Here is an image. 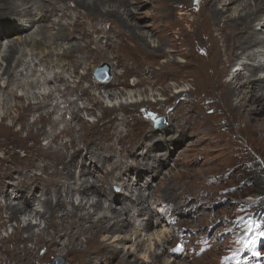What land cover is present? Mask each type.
I'll list each match as a JSON object with an SVG mask.
<instances>
[{"label": "bare ground", "instance_id": "1", "mask_svg": "<svg viewBox=\"0 0 264 264\" xmlns=\"http://www.w3.org/2000/svg\"><path fill=\"white\" fill-rule=\"evenodd\" d=\"M69 1L71 0H0V50L4 49L0 55V59L6 62L4 68L0 67V89L3 91V94L0 95L1 134H8L11 131L10 125L6 123L9 118L14 121H24L27 119L30 112L31 114L33 113V107L42 110V105L32 101L33 95L42 96L45 100H49L51 97L55 98V93H58L60 97L64 99V103H66V110L63 108L65 111L64 119L67 114L72 112V120L64 127L65 129L78 123L77 120L80 118V115L78 117V113L82 112L81 108L84 106L77 105L75 100L68 98L69 95H76L80 99L84 98L86 102L90 100L96 107L104 106V99L102 100L98 96L99 94L97 95L93 92L92 88L96 89L97 92L99 90L100 95L102 91L108 93L111 102L114 99H118L119 97H117V95H119V92L117 88L115 89L117 92H113L112 90L114 87H117L120 77L117 76L115 79L111 78L109 81L111 73L105 68L106 62L102 63L97 68H93L94 70L92 71H87L83 76H80V79L74 84H69V78L65 76V72H71L69 73L70 75L73 74L77 77L80 67L79 63H82L81 60H78L79 62L73 60V58L80 59V57L75 56V53L71 55L70 51L82 53L86 46V49L89 50L87 54L92 55L99 53V57L102 60L107 58L111 63L121 57L120 54L115 56L105 55L103 52L104 49L101 46V44H104L105 47H114L110 39L114 32V23L118 24L120 28L119 31H117L118 41L120 43H126L127 50L132 52L134 56L141 57L145 53L165 54L166 51L163 47L165 45L163 44L166 38L163 35H160V37L157 36L159 39L158 42H160L159 45L151 46L150 43H148L147 37L149 33L154 36L155 32H150L148 29L144 31V27L136 22L137 18L143 14L138 11V8L144 3L143 0H107V5L109 6L107 8L109 9H104L103 7L105 6L102 5L103 7H101L99 5L102 0H72L76 4L74 8L68 4ZM118 2L120 4H118ZM147 2L151 4V7L150 11L145 14L152 17V21L155 19L156 10L162 9L166 11V13L168 12L169 17L175 18L174 22L178 33L181 34V37L183 36L184 40L187 41L189 45H192L194 48L196 47L200 54L206 51V56L209 51L212 52L210 57L202 58L197 62L186 60L187 63L183 66L189 68L193 76L201 80L199 84L204 86L205 90L209 93H207L208 96L219 97L220 101H215L214 107L223 108L226 113L234 114L239 120H244L246 126L249 128L255 129L258 127V129L264 131V117L260 118L264 113V77L261 75L259 76V71H264V63H262L264 56L262 55L263 49L257 50V48H264V35L262 32L264 29V0H147ZM196 2L199 3L200 7L198 13L194 9ZM146 3L144 4L145 6ZM135 8L137 10H135ZM82 9L87 10L86 12L92 15V17L88 19L91 23V28L84 27L86 20H78L72 17L70 21L63 22L61 19L58 20L54 18L55 16L66 18L70 13H74L78 10L81 11ZM178 11L181 16L176 17ZM97 14L99 17L103 18L100 24L93 21L95 18L94 16ZM158 16L156 15V18ZM164 19L167 20L168 17ZM110 20L114 21L110 22ZM19 22L21 23L19 24ZM104 23H109L108 27L102 26ZM151 24H154V21ZM258 25L261 26L260 31L257 29ZM36 26H38L39 29L37 32L33 30ZM52 34L58 36L57 41L53 38ZM38 36L41 38L38 39ZM51 41L52 44H56L55 47H57V50H60L57 55L58 63L55 64L59 69L55 71L52 69L54 71L52 76L45 70L39 72V74L41 73V79L43 78L42 76H44V83H41V79L37 77L39 76V74H37L38 72L34 73V76L37 77L35 80H26L30 74L29 71L33 70L31 63L35 62L37 58L40 63L35 62V65L43 64L50 69L53 67V63L50 56L48 57L46 55L47 58H39L37 54L30 55L26 52L25 46L30 45L32 49H34L40 46V43L47 44ZM66 41L71 43V45L68 47L70 49L64 50L63 43ZM81 41L85 43L83 44ZM130 41L133 42L132 45L129 44ZM167 41H169V39ZM93 44L95 46L92 48ZM117 47L118 46H115V48ZM188 48L181 51L187 58L193 56L192 50H188ZM54 55L55 53L52 51L51 56ZM27 56H31L28 62H26L25 59ZM90 58H95L94 61H96V57L93 55ZM120 60L114 65V68L124 67V63H122V61L120 62ZM139 60L141 59L139 58ZM22 61H25V64H27L26 67L20 66ZM233 63L235 65H243L246 72H232ZM150 69H144L145 74L146 72H150L148 74L154 75L156 81H161L162 77H157V71L153 72V70L150 71ZM133 70L126 72L131 75L132 73L136 74L135 69ZM93 71L97 77L96 79L91 76ZM228 75L230 79L224 80ZM163 77L167 80L170 78L169 75H167V78L166 76ZM85 81L88 82L87 85H85ZM11 83L17 84L18 91H22L18 96H15L16 90L10 89ZM144 83L145 79H141L139 82L133 83L132 86L142 87ZM156 83L157 82H152L151 84L155 85ZM43 84H45V86L48 85V89L38 94L34 89L43 87ZM246 85L251 87L252 95L250 98L242 94ZM169 90V86L163 88L164 92H168ZM120 92H123V95H127L124 90ZM140 92L141 93H137L139 96L137 94L129 95L132 100L128 101L127 104L121 103L120 108L123 111H128L130 106L136 107L140 103L146 105L144 104L146 101H152V98L146 99V96H143L144 93H146L145 91L142 93L143 91L140 90ZM176 92H179V95H183L185 91L179 88ZM140 95L143 96L142 101H140ZM133 96H138V99H134ZM235 97H237L236 102L234 99ZM24 98L27 100L29 99L28 103H24ZM13 99H15L14 102ZM156 102L160 103L159 100ZM59 103L55 102L54 106H52L54 110L48 109V106L46 107V110L48 109L47 115H49L48 117H52L51 119L47 118L46 114L42 113L33 121V124L23 122L24 127L28 130L29 137L39 138L41 134H44L42 128L37 127V131H34V126L40 121H47L52 127L57 126L61 122L55 119L54 115H51L55 109L57 110L58 107L60 108ZM89 105L90 104L87 103L86 107H84L87 109ZM115 105L116 104H114V106ZM149 106V109H154L151 103ZM109 107L105 106L103 108L105 116L107 114L109 116V113L116 109V107L113 109ZM175 107H179V109H174L175 113L170 118V120L173 119L172 125L170 124L161 131V133L163 132V134H166L163 140L157 130L150 125H147L143 130L136 132L134 135H132L130 131L134 125L130 126L127 133L123 130L120 132L113 131L104 133L102 129L101 132L103 133L96 132L95 138H91V134H93L95 129L97 130L99 126L91 125V129L88 131L84 130L86 127H84V129L80 128V132L83 135L80 142H85L84 144H77L76 140L72 139L71 141L64 140V143L60 144L62 150L46 148L47 150L43 152L44 154L42 156L46 155L50 157L55 166L60 163V167L62 168V170L57 168L58 172L55 173V179L51 178L52 176L47 177L48 174L44 172L48 170L49 165L45 164V158L43 157H41L42 165H38V158L33 162H30L27 155L23 158L24 160L27 158L29 161V163L26 161L28 166L24 167L25 176L15 174L13 169L9 166H0V197L4 198V203L6 200L11 202L0 210V214L4 210V213L7 214L11 212L12 215L10 216L12 218L19 219L17 220L18 224L15 225V229L13 230V232L16 230L14 233L9 232V234L0 237V248L2 251L7 253L14 263L31 264L34 258L44 260L51 254H56V252L59 253V249L56 248L58 238L65 244L64 250L66 255L80 251L77 246L83 243L76 237L80 229L89 233V239L87 240L89 245L87 250H89L96 241H101L98 238L104 228L108 230L109 234H112V236H110L111 239L114 237L113 242H107L106 238H102V241L97 245L100 250L95 252V256H93L94 250L87 255L89 259L82 257L77 264H106L104 261L101 263L97 262L95 259L93 261L92 256L102 260L106 258L107 263L111 261L116 263L121 250L118 244H127L129 242L133 244L129 247L128 252L126 251L124 254H129V258L127 259L126 256H124L125 259L121 262L122 264H179L176 260L164 261L162 263L158 262V254L156 255L154 250L149 249L147 243L145 244L146 241L140 238L141 231H145L149 233V236L155 235V237L152 238L154 241L152 245L154 247L166 245L169 242L170 246H168L164 252L175 255L174 257L176 259H181L176 257L175 251L177 248H186L187 238L191 231V223L188 219H178L180 213L184 214L180 210V207L189 208L185 214H188V212L196 213V208L199 211H201L202 208L199 205L198 207H191V205L196 204V201L202 196L204 187L200 183L191 181L192 184L188 185L184 181H179L173 185L175 181L170 182L168 180L169 182H161L163 186L158 185V188L155 190L148 182H145L146 184L142 183L145 176L149 174L153 179L158 180L160 176L162 177V174L165 173L166 168L169 167L168 165L173 161V159H170L171 152L168 154L169 156L167 158L163 159L159 150L162 148L164 149V147L168 149L170 143L175 145L184 143V138L188 136L189 130L193 127L198 128L201 126V122L199 125H196L194 119L190 117L188 111L185 112V110H183L182 106L178 104ZM28 108L31 110L26 112L25 110ZM189 108L191 107L189 106ZM180 113L183 114L180 115ZM82 118V121L79 120L81 123H83L85 119L84 117ZM162 119L166 121V118ZM98 129L101 130L100 128ZM16 132V135L19 134L18 130ZM261 134H264V132ZM254 135H256V133ZM54 139L55 138L52 140ZM156 139L158 141H156ZM259 139L261 140L262 137H259ZM50 141L51 139L48 143H51ZM89 141L91 142L90 144H88ZM71 147L75 148L74 153L71 154L69 158H66L64 156L66 149ZM129 159L132 161L129 162ZM88 160L90 163H87ZM10 163L11 161H6V164ZM176 164L177 167H175V170L180 168L178 167L180 166V161ZM35 169H38L40 173H32L29 177L33 179H43V181L48 182L43 186H38L36 184L30 186V184H28V187L34 189L33 191L37 188L39 191H42L43 199H40L39 195L32 190H28L25 186L19 185V183H25L28 174ZM169 173L173 175V170H170ZM134 175H136V179ZM220 175L221 174H215L205 179V184H207L208 181L209 185L207 190L214 188L215 182ZM30 181L32 182L31 179ZM38 183H40V181ZM114 186L121 187L130 194H120L114 190ZM45 187L48 189L45 190ZM148 189H151V197L145 194V190ZM91 192L98 194L101 198V202L99 201L100 199L90 202V205L96 207L98 211L92 214H82L78 218L80 220V228H77L72 222L69 223L70 217L76 215V210L81 211V209L89 203L87 199L90 198V194H93ZM76 194H79L81 197L77 204L73 200ZM110 198H112V202L120 206L109 204L108 213L99 214L103 199L109 200ZM85 199L87 203H84ZM15 200L18 201L14 203ZM36 200L40 201L38 206L44 207V211L33 207V203H35ZM162 201L168 204L167 209L166 207H162ZM67 203L72 204L73 207H77L72 214L66 212V209H62V207H66ZM153 205L157 207L158 211L162 212L154 211L152 208ZM133 208L137 210V216L142 217L147 215L148 217L142 227H136L134 224L135 217L131 215ZM164 213L165 215H163ZM10 216H6L5 220L7 223H0V227L5 226L4 228H6L8 226V223L11 221ZM156 216L159 220H155ZM166 217L168 218L169 224L175 223L178 228L172 233L157 231L154 234H150V232H154L153 229L163 224ZM43 218L46 219V225L50 228L58 229V227H68L65 231L73 230L71 233H66V236L69 237L68 243L71 245L64 240L62 234H57L56 232L50 234V236H52L50 239H45V234L49 233L46 227L39 233L38 239L34 238V234H29L25 238L21 236L23 229L31 231L34 227L40 226L41 222L39 223L38 220L41 221ZM111 220L114 221L111 222ZM90 221H92L94 225H92V223L90 224ZM101 224L107 226H100ZM17 225L23 226V229H21L20 226L17 227ZM127 232L128 235H122ZM20 241H31L33 242V246L28 248L24 243V245H20L19 243L18 246H15L13 249L8 247V243L14 242L16 244ZM40 243H44L48 248V254L45 256H40L37 253L36 245ZM138 248H145L144 252L149 251V257L151 256V259L148 255H142L133 262H130V256L134 255L132 252ZM19 250L26 251L28 254L26 260L21 259L16 254ZM177 251L181 252V250ZM181 253L183 261L187 252L184 250ZM57 255L60 256L61 253ZM136 255L138 256V254Z\"/></svg>", "mask_w": 264, "mask_h": 264}, {"label": "rangeland", "instance_id": "2", "mask_svg": "<svg viewBox=\"0 0 264 264\" xmlns=\"http://www.w3.org/2000/svg\"><path fill=\"white\" fill-rule=\"evenodd\" d=\"M143 2L144 3H142V5L138 8V11L143 13V14H141L140 17L137 18L136 22L141 24L144 27L143 28L144 31L148 29V30H150V32H152V31L155 32L154 36H152L151 33H149V36L147 37L148 43H150L151 46L159 45L160 42H158L159 39L157 38V36L160 37V35H163L166 38L164 41V44H163V45H165V46H163L165 51H166L165 54H160V53H153V54L149 53L148 54V53H145L141 57L136 56V55L134 56L132 54V52H129L127 50L126 45H125L126 43L124 44V43H120L118 41L117 31H119L120 28H119L118 24H115V23H114V27H113L114 32L112 31L113 34L110 38L111 44L114 47H112V46L111 47H109V46L105 47L104 44H101V46L104 49L103 52L107 56H113V55L115 56L117 54H120L121 57L118 60L113 59L114 62L111 63V62H109V60L107 58H104V60H102L99 57L100 54L96 53V54H92L94 57H96V61H94L95 58H90L92 55L87 54V52H89V50L86 49V46H85L84 50L82 51V53L79 52L80 54L77 52L70 51L71 55H73L72 53H75L74 54L75 56L80 57V59L73 58V60H77V62H79L78 60H81L82 63H79L80 67L78 69V76L77 77L74 76L73 74L70 75L69 73H71V72H65V76H67L69 78L68 79L69 84L76 83L80 79V76H83L87 71H92V70H94L93 68H97L99 65L106 62L109 64L110 69H111V77H110L109 81L111 80V78L115 79L117 76L120 77V81L117 84V87H114L112 90L113 92H117V91L119 92V95H117V97H119V98L114 99L111 102V100L109 99L108 93H106L105 91H102V94L100 95L99 90L97 92L96 89L92 88L93 92H95L97 95L99 94L98 96L102 100L104 99L103 100L104 106L102 105L101 107L100 106L96 107L93 105V103L90 100L86 102V99H84V98L80 99L76 95H69L68 98L71 100H75L77 102V105H80V106L84 105L85 107H86L87 103L90 105L87 106V109L83 106V108H81L82 112L78 113V117L80 115V118H79L80 121H82L81 120L82 117L85 118L84 122H83L84 124L81 123L79 120H77L78 121L77 124L65 129L64 127H66L70 123V121L72 120V116H71L72 112L69 113L70 115L67 114L68 116L66 115L65 116L66 118L64 119V114H65L64 110H66L65 109L66 103H64V99L61 98L58 93H55V98L51 97L49 100H45L44 97H42V96L33 95L34 96L33 99L31 98L32 101L38 102L40 105L43 106V108H42V110H40V109H37L36 107L32 106L33 107V113L31 114V112H30L27 119L24 121H22V120L14 121L11 118H9L6 121V123L10 125L11 131L8 134H1L0 133V166L1 167L9 166L13 169V172L15 174H20L21 176H25L24 167L28 166L27 163H29V161L27 160V158H25V160L23 158L27 155L28 159H30V162H33L34 160H36L38 158V162H37L38 165H42V162H41L42 158L41 157H43V158H45V162H46L45 164L49 165L48 170L44 171V172L46 174H48L47 177L52 176L51 178L55 179V175H56L55 173L58 172L57 168H59V170H62V168L60 167V163L56 164V166H55L53 163V160L50 157H48L46 155L42 156L44 154L43 152L45 150H47L48 148H53V149L55 148L56 150H62L60 144L61 143L63 144L64 140H70L71 141L72 139H74V140H76L77 144H81V143L84 144L85 142H80L82 140V137H83L82 133L80 132V128L84 129V127H86V129H84V130L88 131L91 129L92 126L99 125L98 128H100L101 130H99L98 128H97V130L95 128H93V129H95V131L93 134H91V138H95L96 132L97 133H103V132L105 133V132H113V131L120 132L121 130H123L125 133H127V130L130 129V126H132V125H134V127L130 131L132 132V135H134L136 132H140L141 130H143L147 125H150V126H153L157 130V132L161 135L162 140H163L165 138L166 134H163V132L161 133V131H162V129L169 126L170 124L172 125L173 119L170 120V118L175 113L174 109H176V110L179 109V107H175L179 104V106H182V108H183V110H185V112L188 111L190 117L192 119H194V122L196 123V125H199L201 122V126L198 128L193 127L191 130H189L188 136L184 138V143H180L178 145L170 143V145H168V149H165V147H164V149L162 148L161 150H159V152L161 153L160 155H162L163 159L167 158L169 156L168 154H170V152H171L170 159H173V161L168 165L169 167L166 168L165 173L162 174V177L160 176V178L158 180L153 179L152 176L149 174V175L145 176V178L142 180L143 181L142 183L146 184L145 182H148L150 185H152V188H154V190L158 188V185H162L163 182H169V181L170 182L175 181L173 183V185L178 183L179 181H184L188 185L192 184L191 181H194L195 183H200L204 187V189L202 190V196L196 201L197 203L192 204L191 207L194 208L195 206L198 207V205H199L202 208H201V211H199L196 208V213L188 212V214H185V212L188 211L189 208H186V207L183 208L182 206L180 207V210L184 214L180 213V215H178V219L179 220L188 219L189 222L191 223V231H190L189 237L187 238L186 248H184V249L183 248H177L175 251L176 257L181 258V259H176L174 257L175 255H172L171 253L164 252L166 250V248L168 246H170L169 242L166 245L154 247L152 245L154 242L152 238H154L155 235L149 236V233L145 232V231H141L140 238L142 240L146 241L145 244L147 243V247L149 249L154 250V253H156V255L158 254L157 260L160 263H162L164 261L176 260L179 264H219L220 259H221V254L224 251V246H225L226 242L225 243L219 242V243H215V244L213 243L214 245L210 249V243L206 240V238H205L206 234L205 233L207 231L206 229H207L208 225H211L212 223L216 222V219L219 216H222L225 214L230 215L232 213L231 212L232 208H231L229 203L228 204H219V205H216L214 208L212 206L214 203L215 204L220 203V201L226 202L227 200L230 199V197H232L230 190H229L230 187H235L240 182L248 183V181L252 180V179L254 180L255 183H257L259 181V179L254 178L255 173L250 174L249 177H246V178L243 177L244 175H246V173L249 171V169H247L242 164V160L246 161L245 158L251 156V155H247L245 152H246V147L253 145V146H251V148L253 149L254 153H253L251 159L248 161H251L253 158H255L256 159L255 161H257L258 157H259L258 162L262 163L264 166V134H261L264 131L258 129V127L255 129L249 128L248 126H246V122L244 120H241V119L239 120L238 117L235 116L234 114L226 113L223 110V108H215L214 107V102L220 101L219 97L217 98V97H213V96H208L209 93L207 92V90H205L203 85L199 84L201 80L198 79L197 77H194L193 73H191V70L189 68H187L186 66H183V65H186V63H187L186 60L197 62V61H200L202 58L210 57L212 55V52L209 51L208 55L206 56V54H207L206 51H203L202 54H200V52H198V49H196V47L194 48L192 45H189L187 43V41L184 40L183 36L181 37V34L178 33V30H177L175 22H174L175 18L169 17L168 16L169 13L168 12L166 13V11H164L162 9L155 11V19L153 20L154 24H151L153 22L152 21L153 18L145 14L146 12L150 11V7H151L150 5L151 4H149V2H147V0L146 1L143 0ZM145 3H146V6L144 5ZM68 4L71 5L73 8H74V5H76L75 2L72 0L69 1ZM118 4H120V3L118 2ZM99 5L101 7L105 6V7H103L104 9L109 7L107 5V0H102ZM156 6L158 7L157 4H156ZM111 8H113V7H111ZM107 9H109V8H107ZM194 9L197 13L199 12L200 7H199L198 2L195 3ZM135 10H137V9L135 8ZM161 10H162V13H161ZM86 11L87 10L82 9L81 11L78 10V11H75L74 13H70V15L66 16V18L61 17V16H57V17L55 16L54 18H56L58 20L61 19L63 22L70 21L72 17L74 19H78V20H84V21L86 20L84 27L85 28H89V27L91 28L92 26H91V23L88 19L90 17H92V15H90ZM156 15L157 16L159 15V16L156 18ZM179 16H181V14L178 11V13H176V17H179ZM94 17L95 18L93 21L100 24L101 19H103V18L99 17L98 14L95 15ZM165 17H168L169 20L168 19L165 20L164 19ZM111 21H114V20H110V22ZM20 23L21 22H19V24ZM108 25H109V23L102 24V26H104V27H108ZM147 25H149V26H147ZM257 29L260 31L261 26L258 25ZM33 30H35L37 32L39 30L38 26L34 27ZM169 31H171V32H169ZM262 32L264 35V29L262 30ZM34 35H36V34H34ZM52 36L56 41L58 40V36H56L54 34H52ZM170 37H172V38H170ZM40 38L41 37L38 36V39H40ZM168 39H169V41H167ZM81 42L83 44L85 43L84 41H81ZM129 44L132 45L133 42L130 41ZM195 44H196V42H195ZM63 45H64V50H66V49H70L68 47L71 45V43H68L66 41L63 43ZM55 46H56V44L55 45L52 44V41L50 43H47V44H41L40 43V46H38L34 49H32V47L30 45L25 46L26 52H28L30 55L31 54H34V55L37 54V55H39V58H47V56L48 57L50 56L52 63H53V67L55 68L54 69L52 67V68L48 69V67L46 65L44 66L43 64L35 65V62L40 63L39 59L37 58L35 60V62L31 63L33 66V70L29 71L30 74L27 77L28 79L26 78V80L32 81V80H35L37 77L39 79H41L40 78L41 73L39 74V72H43L44 70L47 71L50 74V76H52L54 74V71L59 69L57 67V65H55V64L58 63V60H57L58 56L57 55L59 53L58 51H60V50H57V47H55ZM94 46L95 45L93 44L92 48ZM115 46H118V47L115 48ZM186 48H188V50H190V49L192 50L193 56L187 58L181 53V51L185 50ZM261 49H263L262 55L264 56V48H257V50H261ZM3 50L4 49L0 50V55H1ZM52 51H54V53H55L54 56H51ZM0 58H1V56H0ZM139 58L141 60H139ZM25 59H26V62H28L31 59V56H27V58H25ZM119 60H120V62L122 61V63H124V67L114 68V65H116V63ZM166 60H167V62H166ZM177 61H179V62H177ZM251 62H253V61H251ZM22 63H21L22 65L20 64V66L26 67L27 64H25V61H22ZM262 63H264V58L262 59ZM0 65H1L0 67L4 68V66H6V62H3L0 59ZM170 65H171V67H170ZM234 65L235 64L233 63L232 72H246L243 65H240V64L235 65V66ZM167 66H169V67H167ZM113 68H114V70H113ZM133 69H135L137 75L133 74V73H132V75L127 74L126 71H132ZM144 69L145 70L150 69V71L153 70V72L157 71L156 75H157V77H159V76L162 77L161 81H156V78L154 75L148 74L150 72H148V73L146 72V74H145ZM35 72L36 73L38 72L37 74H39V76L35 77L34 76ZM259 72H260L259 76L261 75L262 77H264V71L262 70ZM115 73H116V76H115ZM167 75L170 76V78L168 80L164 79V77H163V76H166V78H167ZM91 76L94 79L97 78L96 75L94 74V71L91 73ZM42 77L43 78L40 80V82L44 83L45 82L44 76H42ZM21 78H22V76H21ZM141 79L142 80L145 79V83H144V85H142V87H139V86L133 87L132 86L133 83H137ZM227 79H230L229 75L224 78V80H227ZM152 82H157V83L155 85H153V84H151ZM87 83L88 82L85 81V85H87ZM16 85L17 84L11 83L10 89H13L14 91L16 90L15 96H18L19 93H21L22 91L21 90L18 91V89H17L18 87ZM167 86L170 87V90L168 92H164L163 88H165ZM116 88H117V91H115ZM179 88H181L185 91L183 93V95H179L178 94L179 92L178 93L176 92L177 90H179ZM244 88L245 89H244L242 94L246 95L247 98H250L252 95L251 87L246 85ZM47 89H48V85L45 86V84H43V87H41V88L38 87L34 90L38 94H41L40 92H45ZM121 90H124L127 93V95H123L124 93L120 92ZM140 90L143 91L142 93H144V91H145L147 94L144 93L143 96L144 97L146 96L145 97L146 99L152 98V101L151 102L146 101L144 103L146 105H143L142 103H140L136 107L130 106V108H128V111H123L120 108L121 103L127 104L128 101L132 100V98H130L129 95L141 93ZM131 92H132V94H131ZM1 94H3V91L0 89V95ZM263 94H264V92H263ZM58 96H59V98H58ZM138 96H136V97L133 96V98L138 99ZM143 96L140 95V101H142ZM236 98L237 97L234 98L235 102L237 101ZM26 100H27L26 98L23 99L24 103H28L29 99L27 101ZM157 100H159L160 103L156 102ZM14 101H15V99H13V102ZM55 102H58V103L60 102L59 103L60 108L58 107L57 110L55 109V111L51 115H54L55 119H57L58 121H61V122L57 126L52 127V125L49 122L40 121L37 125L34 126V131L36 132L37 131L36 129L42 128L44 130V134L43 135L41 134L39 136V138L29 137L28 130L24 127L23 122L33 124V121L36 118H38L42 113L47 115L48 109L54 110L53 109L54 107L52 108V106H54ZM150 103L154 106L153 110L149 109ZM32 104H35V103H32ZM114 104H116V105L114 106ZM47 106L49 108L46 110ZM105 106L106 107L111 106L109 108H112V109L114 107H116V109L113 110V112L109 113V116L107 114L106 115L107 117H106L104 114V109H103ZM189 106L191 108H189ZM161 107H163V108H161ZM63 108H64V110H63ZM92 108H94V109H92ZM30 110L31 109L28 108L25 111L28 112ZM93 110H95V111H93ZM182 114L183 113H180V115H182ZM203 114H204V116H203ZM48 116L49 115H47V118H49V119L52 118V117H48ZM164 116L166 117V123H164L160 126H157L158 118L159 117L164 118ZM262 117H264V113L260 118H262ZM63 119H64V121H63ZM120 125H121V127H120ZM102 129L104 130L103 132H101ZM17 130H18L19 134L16 135L15 133H17L16 132ZM223 130H225V131H223ZM255 133H256V135H254ZM177 135H178V133H177ZM75 136H76V138H75ZM250 136H251V140H250ZM259 137H262V139L260 140ZM53 138H55V139L52 140ZM50 139H51V141H50L51 143H48V141ZM156 141H158V140L156 139ZM90 143L91 142L89 141L88 144H90ZM240 145H244L245 147L241 148ZM39 148H42V149H39ZM74 150H75V148H73V147L67 148L64 156L66 158H69L71 156V154L74 153ZM259 154H261V156H259ZM1 155H3V156H1ZM53 157H55V156H53ZM7 160L11 161V163L6 164ZM26 161H27V163H26ZM131 161L132 160L129 159V162H131ZM179 161H180V166H178V167H180L181 169L179 168L180 170L179 169L175 170V167H177L176 163H178ZM87 163H90V161L88 160ZM20 164H21V166H20ZM172 166L174 169L172 168ZM170 170H173V175L169 173ZM184 170H187V171H184ZM255 170H260V168L256 167ZM32 173H40V171L38 169L33 170L26 177V182L25 183H19V185L25 186L26 188H28V190L33 191L34 189L28 187V184H30V186H33L35 184L38 186H43L45 183L48 182V181H43V179H39V178H35L36 179V181H35V179L29 177ZM215 174H221V175L217 179V181L215 182L214 188L207 190L209 185H208V181H207V184H205V179L208 177L214 176ZM77 177H78V173H77ZM134 177H135V179L137 178L136 175H134ZM30 179L32 180V182L30 181ZM135 179H134V181H135ZM39 181H40V183H38ZM15 183H16V181H15ZM113 188L116 192H118L120 194H123V193L128 194L129 193L128 191L123 190L121 187H118V186H114ZM237 188H240L243 191L249 190V189H254V187H250V186L244 185V184H240ZM47 189L48 188L45 187V190H47ZM33 192L36 193L37 195H39L40 199H43L42 191H39L38 188L35 189V191H33ZM91 193H93V192H91ZM232 193H235V189H233ZM257 193L261 196V198H264V184L263 183H261L260 186L258 187ZM145 194L147 196L150 195V197H151V189L145 190ZM80 198H81L80 195L76 194L74 196L73 200L77 204L80 201ZM97 199H100L99 201L101 202V198L98 194H96V193L90 194V198L87 199V201L89 203H87V201L85 199L84 203H87V205L84 208H82L81 211L76 210L77 207H73L72 204H68V203H67L66 207L65 206L62 207V209H66V212H69L70 214L75 212V210L77 212L76 215L70 217L69 223L72 222L74 226H76L77 228H80V224H79L80 220L78 218L82 214H89V213L92 214V213H95L96 211H98V210H96V207H94L93 205H90V202L95 201ZM4 201H5L4 198L0 197V202H1L0 210L11 203L10 201H7V200L4 203ZM16 201H18V200H15L14 203ZM111 202H112V198H110L109 200L103 199V204H102V207L100 208L101 210L99 209V214H104L105 212L108 213L107 210H108L110 205L114 204V206H120L119 204H117L115 202H112V203ZM161 203L163 204L162 207H166V209H167L168 204H166L165 201H162ZM16 204H18V203H16ZM39 204H40V201L36 200V202L33 203V207L42 209V211H44L45 208L42 206L41 207L38 206ZM152 208L156 212H162V211H158L157 207H155L154 205L152 206ZM7 215L10 216L12 214H11V212H9V214L4 213V210H3L2 213L0 214V223H3V222L7 223V221L5 220ZM131 215L135 217L134 218V224L136 227H139V226L142 227L143 223L148 218L147 215H144L142 217L137 216V210L134 208L131 212ZM163 215H165V213ZM169 217H170V215H169ZM10 219H11V221L8 223V226L6 228H4L5 226L0 227V237L9 234V232L10 233L13 232V230L15 229V225L18 224L17 220H19V219L12 218L11 216H10ZM155 220H159L157 216H156ZM34 221H36V220H34ZM38 221H39V223L41 222V225L34 227V229L31 231L24 230L22 228L23 226L17 225V227L20 226L21 229H23L21 236L23 238H25L29 234H34V238L38 239L39 233L41 231H43V229L46 227V228H48L49 233L45 234V237H46L45 239H48V238L50 239V237H52V236H50V234L51 233L54 234L56 232L57 234H62L64 236V240L68 243L69 237L66 236V233L67 232L71 233L73 230L65 231L68 229V227H58V229L50 228L48 225H46V222H45L46 219H44V218L41 221L40 220H38ZM92 221H90L89 223L90 224L92 223V225H94V223ZM113 221L114 220H111V222H113ZM100 226L106 227L107 225L101 224ZM17 227H16V229H17ZM177 228L178 227L175 223L169 224L168 218L166 217L165 220L163 221V224L160 226H157L155 229H153L154 232H150V234H152V233L154 234L157 231L158 232L167 231V232L172 233ZM130 229H132V228H130ZM122 235H128V232L123 233ZM110 236H112V234H109L108 230L103 228L98 239L102 241V238L103 239L106 238L107 242H109V241L113 242L114 237L111 239ZM76 237L78 238L79 241H81V243H83V244L77 246L80 251L72 252V253L66 255L65 250H64L65 244L63 241L60 240V238H58L57 239L58 241L56 242V245H57L56 248L59 249L58 251H59V253H61L60 256L57 255L59 253L56 252V254H51L50 256L47 257V259H44V260L34 258L33 261L31 262V264H50L57 257L63 258L65 260L66 264H77L82 257L89 259V257H87V255L89 253H91L95 250L93 252V256H95V252L100 250V249H98L99 246H97V245L101 241H96L91 246V248L89 249L90 251L87 250V248H89V245L87 242V240L89 239V233L88 232L86 233V231L80 229V231ZM263 240L264 239H262V241L258 242V244H259L258 247L261 246L262 249L264 248V241ZM19 243H20V245L24 243L28 248H31L33 246V242H31V241H25V242L20 241L16 244L14 242H10V243H8V247L13 249L15 246H18ZM68 244H70V243H68ZM132 244H133L132 242H129L127 244L126 243L118 244L121 247V250H120L119 257L117 258L116 263H114L113 261H111L110 263H107L106 258H104V260H102V259L95 258L92 256V259H93V261L95 259V260H97V262H100V263L104 261L106 264H113V263L114 264H122L121 262L125 259L124 256H126L127 259L129 258V254L128 255H124V254L126 251L128 252V249ZM36 248H37V253L40 256H45L48 254V248L44 245V243H40V244L36 245ZM140 249L141 248H138V249L134 250V252H132V253H134V255H132L133 257L130 256V262H133L136 258H138L139 256H142V255L143 256L148 255V257H149V254H150L149 251L144 252L145 248L141 249V250ZM177 250H181V252L186 250L187 254H186L185 258L183 259V261H182V253L178 252ZM16 254L21 259H24V260H26V257L28 256V254L26 253L25 250H19V252H17ZM136 254H138V256ZM149 258L151 259V256ZM42 261H45V262H42ZM0 264H17V263L16 262L14 263L13 260L9 257V255L7 253L3 252L2 249L0 248Z\"/></svg>", "mask_w": 264, "mask_h": 264}, {"label": "clouds", "instance_id": "3", "mask_svg": "<svg viewBox=\"0 0 264 264\" xmlns=\"http://www.w3.org/2000/svg\"><path fill=\"white\" fill-rule=\"evenodd\" d=\"M251 146L253 145L246 147L245 152L251 156L246 157V161L242 160V164L249 169L243 177L246 178L250 174L255 173L254 178L259 179V181L255 183L252 179L248 183L240 182L235 187H230L229 190L232 197L225 204L229 203L230 206L232 205V213L219 216L216 222L208 225L206 229V233L210 234L207 238L210 243V249L215 243L226 242L219 264H264V248L258 247V242L262 241L264 236L258 237L255 244L250 248H244L241 242L243 240L246 243L253 236H256L258 232L264 231V198H261L257 193L260 184H264V166L258 162L259 157L257 161H255V158L248 161L254 153ZM240 147L243 148L245 146L240 145ZM256 167H259L260 170H255ZM240 184L254 187V189L243 191L237 188ZM233 189H235V193H232ZM216 205L219 204L214 203L212 207L214 208ZM246 223L248 226L245 228L243 225ZM252 225H259V227H253L251 231H248L247 229ZM257 253L260 254L257 255Z\"/></svg>", "mask_w": 264, "mask_h": 264}, {"label": "snow or ice", "instance_id": "4", "mask_svg": "<svg viewBox=\"0 0 264 264\" xmlns=\"http://www.w3.org/2000/svg\"><path fill=\"white\" fill-rule=\"evenodd\" d=\"M252 227H259V225H256V226H249V228L247 229L248 231H251L252 230ZM260 236H264V231H260L257 233L256 236H253L248 242H243V240L241 241L243 243V247L244 248H250L252 247L255 242H256V239ZM260 253H257V255H259Z\"/></svg>", "mask_w": 264, "mask_h": 264}, {"label": "water", "instance_id": "5", "mask_svg": "<svg viewBox=\"0 0 264 264\" xmlns=\"http://www.w3.org/2000/svg\"><path fill=\"white\" fill-rule=\"evenodd\" d=\"M105 68H107V71H110V66H109L108 63H105ZM162 123H163V119L160 118V119L158 120V125H161ZM251 233H252V232H251ZM50 264H66V262H65V260H64L63 258H59V257H57V258H55V260H54L52 263H50Z\"/></svg>", "mask_w": 264, "mask_h": 264}]
</instances>
